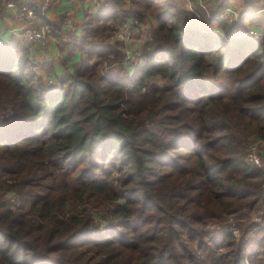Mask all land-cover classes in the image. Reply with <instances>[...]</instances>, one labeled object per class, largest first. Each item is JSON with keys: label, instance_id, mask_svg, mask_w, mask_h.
<instances>
[{"label": "trees", "instance_id": "1", "mask_svg": "<svg viewBox=\"0 0 264 264\" xmlns=\"http://www.w3.org/2000/svg\"><path fill=\"white\" fill-rule=\"evenodd\" d=\"M128 1L105 0L108 13L83 23L84 60L55 86L16 35L0 43V264H264V172L244 162L239 136L264 137L259 0H244L240 19L261 26L257 40L221 23L231 0H201L206 17ZM149 11L142 64L125 81L103 73L124 58L114 27ZM79 204L111 206L109 225L93 228Z\"/></svg>", "mask_w": 264, "mask_h": 264}, {"label": "crops", "instance_id": "2", "mask_svg": "<svg viewBox=\"0 0 264 264\" xmlns=\"http://www.w3.org/2000/svg\"><path fill=\"white\" fill-rule=\"evenodd\" d=\"M39 0H36L38 2ZM176 4L182 6L189 12H193L196 8L201 7V0H174ZM105 0H54L51 7L45 13L46 21L52 26V37L45 47L28 46L22 40V43L29 49V56L34 64L35 72L45 82L48 78L57 79V77L71 72L77 65L84 60L83 53L77 47L78 37L83 33V23L94 16L105 15L108 13L107 6L104 5ZM207 2L205 5H208ZM260 8L261 0L257 1ZM228 7L234 9L238 13H242L244 0H231ZM261 16L260 14H256ZM243 17H250L248 13ZM241 19V18H240ZM66 20H71V26L67 27ZM222 22V21H221ZM16 26L13 18L12 10L8 7L0 5V40L6 41L11 35H15L12 29ZM156 27L154 16L149 13L144 21L136 27L133 39L123 44V54H136L138 65L130 61H122L120 65H110L106 67L105 74L114 76L117 79L126 77L128 80L134 71L142 64L137 54L142 53L143 44L148 39L149 33ZM230 34L232 36H240L242 32L257 26L248 19L239 20L238 23L229 24ZM217 30V29H216ZM111 40L114 38L111 36ZM124 59V58H123ZM124 69H121V68ZM125 81V80H124Z\"/></svg>", "mask_w": 264, "mask_h": 264}, {"label": "built area", "instance_id": "3", "mask_svg": "<svg viewBox=\"0 0 264 264\" xmlns=\"http://www.w3.org/2000/svg\"><path fill=\"white\" fill-rule=\"evenodd\" d=\"M54 0H39L36 2L37 9L32 6L34 0H1L2 7H8L12 10L13 18L16 21V26L12 29V32L21 39L28 46L45 47L48 45L50 38L52 37V31L46 24L41 23V16L45 15L47 10L51 7ZM203 7V5L201 4ZM261 16H264V0H261V6L256 12ZM243 13H238L234 9L228 7L222 11L219 16L221 21L226 17L231 16L233 24L238 23L242 18ZM67 27L71 26V20H66ZM138 22L136 20H128L119 23L115 26V32L113 38L115 41L126 44L133 38L134 28ZM258 27L250 28L242 32L241 36H246L251 39H259L263 33L259 31ZM2 41L0 40V43ZM124 61H130L134 64H139L136 54H127L124 56ZM47 86H53L55 82H52L50 78L46 80ZM53 84V85H52ZM260 142V141H259ZM256 145V144H255ZM255 145L251 147L248 153V161L254 166L259 165L257 158V150Z\"/></svg>", "mask_w": 264, "mask_h": 264}, {"label": "rangeland", "instance_id": "4", "mask_svg": "<svg viewBox=\"0 0 264 264\" xmlns=\"http://www.w3.org/2000/svg\"><path fill=\"white\" fill-rule=\"evenodd\" d=\"M35 1L36 0H34V2ZM128 4H129V1L125 0V5L127 6ZM205 4L206 3H202V5L204 7L202 9H203V11L206 12V13L203 12L204 16L206 17V15H208V13L210 11V6H207ZM226 8H228V7H226ZM197 12H198V10H197ZM149 13H151L153 16H155L154 11H149L147 14H149ZM242 13H243V16H245L246 13L245 12H242ZM200 17H203V16L200 15ZM261 17H264V16H261ZM221 23L224 24V26H228L229 24H233L232 17L231 16L226 17L225 20H223ZM134 25H136V27H138L140 24L138 23V24H134ZM257 27L259 29L261 28L260 25L257 26ZM135 30H136V28H134L133 37L135 35ZM259 31H261V33H263V30L260 29ZM114 32H115V27H114ZM113 35H114V33H113ZM113 35H112V37H113ZM122 45L123 44H121V49L123 51V46ZM137 55L139 56V60L142 59V53H139ZM103 65H104L103 73H105V68L108 67V66H106V64H103ZM121 69H124V68L122 67ZM121 80H123V81L126 80V77H121ZM51 81L55 82L54 85L52 84L53 86H55L56 85V79L55 80L51 79ZM153 81L156 84H158V85H163V86L165 85L164 81L160 80L159 78H156ZM224 82H225L224 78L219 80V83H221V84H223ZM47 83H48L47 81L43 82L44 85H46ZM48 86H50V85H48ZM239 136L243 140V143H244V150H242V152H241V157L244 160V162L249 164V161H248L249 150L251 149V147L253 145L256 144L255 145L256 150H257V154L256 155H257V158L259 160V165L255 166V167H257L259 169H262L263 172H264V137L260 136V135H257L255 133H253L252 131H249V130H242L240 132ZM118 176H119V173H115L113 175L114 178H118ZM261 189L264 190V178H263V183L261 184ZM6 198L8 200H10L13 203V205H17V199L11 193L7 194ZM91 206H89V205H80L79 204L78 208H80V209L85 208L86 209V213L88 215H90V217H91V221H92L91 224H93V228H96V230H98L99 228H101V229L102 228L103 229L106 228L109 225V221L108 220H110V219H108L107 217L105 218V215H104L105 212L104 211H105V209L106 210L110 209L111 206H109L108 204L105 205V206H103V204H102L101 206H98V207H96V206L91 207ZM237 208L239 209V211L241 213H243L244 215L249 216L248 218H249L250 221L251 220L252 221H258L259 220L258 217H257V214L254 213V212H251V211L249 212L245 204L242 205L240 208L239 207H237ZM229 223L230 224L228 225V228L231 231V234L235 237L234 240L238 243L240 241V239H241V234H240V232L238 230V226H237V224H235L234 220H232L231 218L229 219ZM218 227L219 226H217V225H209V226H207L206 230L209 231V232L212 231L213 235L216 236ZM97 232L98 231H96L95 233H97ZM249 238H251V236ZM182 240H183V242L188 243V242H190V237H186L185 236ZM197 245H198V241H195L194 244H193L194 248H196Z\"/></svg>", "mask_w": 264, "mask_h": 264}]
</instances>
